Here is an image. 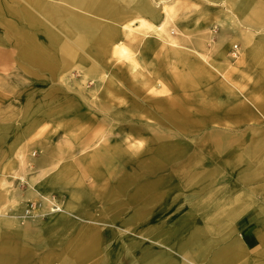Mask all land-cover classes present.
Listing matches in <instances>:
<instances>
[{
	"label": "rangeland",
	"instance_id": "374dc122",
	"mask_svg": "<svg viewBox=\"0 0 264 264\" xmlns=\"http://www.w3.org/2000/svg\"><path fill=\"white\" fill-rule=\"evenodd\" d=\"M41 1L61 4L83 13L79 11L81 9L61 0ZM146 1L154 7L155 0ZM184 1L188 9L183 10L182 14L185 13L188 20L180 26H184L188 33L195 34L193 38L196 40L184 41L185 45H189L187 51L194 55L190 65L191 70H196L194 73L187 74L183 70L182 76L174 74L169 68L165 47L157 33L134 23L135 30L131 36L124 33L126 30L119 31L123 45L133 52L130 57L111 55L97 62L90 58L105 73L104 79L90 74L84 76L79 67L73 66L64 72L65 77L61 80L60 71L49 72L27 62L19 54L14 37L1 23L2 17L12 15L5 5L16 4L21 8L27 0L0 6V178L10 182L6 196L10 202L0 208L1 246L6 244L22 248L24 242L31 241L33 247L48 233L51 222L55 221L54 217L62 214V210H54L55 215L51 217V208H47V205H53L49 199L55 198L61 204V209H64L67 198L57 187L46 185L50 172L46 174L42 164L49 163L51 159L60 157L61 165L75 161L81 165L89 156L88 152H96L103 139L114 144L115 148L111 150L113 160L109 165L106 155H98L94 166L86 169L85 172L89 173L82 176L81 184L88 196L84 195L72 216L66 215L70 229L77 225L92 226L91 220L97 213L104 215L110 203H113V214L123 213L122 195L114 197L111 190L124 175L129 177L131 191L137 187L135 181L139 177L135 178L133 173L138 161L142 160V166L137 169L142 181L153 182L156 177H170L172 167L179 168L176 172L183 177L187 156H192L193 151L198 156L196 147L202 138L195 136L197 132L206 128L242 127V117L228 112L232 108V100H227L224 95L241 97L240 93H243L248 99L246 95L250 94V89L246 88L249 86L246 82H251L253 76L256 78L257 72L239 73L238 81L242 79L243 84L236 85V81L225 82L217 69L210 68V73L203 71L206 64L202 56L213 63V43L232 28L226 19L229 16L227 1ZM19 16L18 13L13 23L20 30H26L25 20L20 21ZM197 16L199 19L195 21ZM91 17L118 29V25L112 21L95 15ZM142 17L149 21L145 15ZM176 32L177 28H171V33ZM36 34L40 42L49 46L43 33ZM256 38L264 41V26ZM233 43L241 47L240 41L233 40L230 46ZM199 45H205L203 50ZM230 46L226 50V57L235 62L240 55L231 58L228 54ZM139 55L141 57L138 60L142 62L149 79L146 85L137 81L130 68V61ZM208 78L215 79L218 87L204 88L203 81ZM232 104L240 103L233 101ZM188 133L192 135L187 136ZM20 150L26 152L25 169L21 172L16 157ZM131 160L135 162L129 163ZM80 165L76 171L82 174ZM159 187L166 190L171 185ZM187 189L189 187L186 184H181L178 191L185 192ZM135 203L131 201L130 210L136 207ZM117 217L113 218L121 220V217ZM106 220L103 218V221ZM8 224L14 225L15 231H8ZM70 238V235L65 238V244H72ZM56 247L52 252H56L55 258L60 264H74L70 247ZM30 250L32 253L28 251V254L31 260L37 262L42 253L37 249ZM24 256L27 257L26 254Z\"/></svg>",
	"mask_w": 264,
	"mask_h": 264
},
{
	"label": "crops",
	"instance_id": "0c3cea01",
	"mask_svg": "<svg viewBox=\"0 0 264 264\" xmlns=\"http://www.w3.org/2000/svg\"><path fill=\"white\" fill-rule=\"evenodd\" d=\"M194 35L182 34L181 39L196 40L193 38ZM167 50L165 48V51ZM187 52L192 54L187 55L188 67L185 69V72L190 74L196 71L190 68L194 55L190 51ZM226 59L232 64L238 62V60L231 62L227 57ZM203 60L206 64L203 71L207 73L212 72L210 68L216 69L214 66L222 62L215 51L213 63ZM235 67L238 70L233 76V81L227 80L220 73L225 82L236 81V85L243 84L242 79L238 81L239 73L258 74L256 78L253 76L251 82H246L249 85L246 88L250 89V94L246 95L249 100L243 93H240L241 97L235 96L237 98L224 95L227 100L238 101L241 104L230 102L232 108L228 112L242 117V127L201 129L195 134L202 138L196 147L198 156L194 155V151L191 152L192 156H187L183 177L176 172L179 168L173 167L170 177L160 179L156 177L153 182L142 181L141 176H138V181L135 182L137 185L140 184L139 193L136 195L133 192L136 187L131 191L128 182L127 189L122 195L124 209L122 214H113L111 212L113 203H110L104 215L97 213L91 220L92 226L77 225L69 229L75 231L79 227L80 230L82 228L90 230L91 243H95L98 253L97 258H93L88 264H105V247H108L109 253L116 250L111 264H221L220 261L225 264L223 252L236 244L244 252L242 257L236 258L234 264H264V159L256 161L250 156L253 151L264 157V68L246 69L240 65ZM214 78H217L216 75ZM214 80L209 78L204 80L203 87L217 88L218 82ZM246 116H249L248 120H245ZM243 122L249 124L243 125ZM191 135L188 133L187 136ZM205 157L208 159L205 160ZM256 171L258 176H253ZM247 173H252L251 178L245 176ZM206 180L208 182L204 184ZM8 184L10 182L0 178V208H4L10 202L6 197ZM163 184H170L171 187L164 190L159 187ZM181 184H186L189 189L179 192ZM200 184H204V187H200ZM131 201L136 202L133 210L129 209ZM116 216L121 217V220H115L113 217ZM102 218L107 220H98ZM98 221L106 223L105 228L111 225L109 228L116 233L106 246L101 243L100 247L103 225L96 223ZM14 227L11 224L6 225L8 231L12 229L15 231ZM66 237L62 239V244L60 242L51 244L46 234L41 242L37 241L33 247L31 241L24 242L25 246H21L22 248L2 244L0 264H13L15 252L20 249L25 263L28 264L29 259L31 260L28 251L32 253L30 249L39 247L41 257L37 262L35 259L31 260L30 264H39L43 260L50 264H60L55 258L56 252H52V249H56V246L73 249V243L65 244ZM24 254L27 257L23 256ZM72 257L76 261V255L72 254Z\"/></svg>",
	"mask_w": 264,
	"mask_h": 264
},
{
	"label": "bare ground",
	"instance_id": "6f19581e",
	"mask_svg": "<svg viewBox=\"0 0 264 264\" xmlns=\"http://www.w3.org/2000/svg\"><path fill=\"white\" fill-rule=\"evenodd\" d=\"M12 1L17 0H4V2L0 0V6ZM61 1L81 9L77 10L83 13L61 4L44 3L41 0H27V3L22 5L21 8H18L16 4L13 6L5 5L8 6L12 15H9L8 18L2 17L1 23L12 34L16 47H19V54L27 62L49 72L51 70L60 71V74H62L60 76L61 80L65 77L64 72L73 66L79 67L84 72V76L90 74L91 76H99L104 79L105 73H102L91 62L90 58L97 62L111 55L130 57L133 52L128 46L123 45L119 31L126 30L124 33L129 37L135 30L133 27L134 23H137L138 27L145 30H154L157 33L158 38L163 43V47L168 49L166 53L169 68L174 74L178 73L176 75H184L181 72L188 67L187 55L192 56V54L187 52L189 47L184 44L185 40H182L181 38L183 37L180 35V33L188 35L184 26H180L182 22L184 23L188 20L187 15L185 13L182 14L183 10L188 9L187 3L185 4L184 0H155L154 7L149 5L146 0ZM226 1L228 5L227 11L229 12V16L226 19L232 28L224 35H220L218 40L213 43L216 46V55L222 60L221 64H216L214 67L227 80L233 81V76L238 70L235 66H244L246 69L264 68V41L256 38V35L260 33L261 28L264 26V0ZM18 13L20 15L19 20L22 22L25 20L26 30H20L13 23ZM94 15L116 23L119 30L105 21L91 17ZM143 15L149 21L142 17ZM1 16L2 12H0ZM198 19L199 16L195 18V21ZM171 28H177V32L175 34L171 33ZM28 29H31L32 32H29ZM36 32L44 34L49 46L38 40ZM233 40H238L241 43V47H238V55L240 56H238L237 64L230 63L225 57V52ZM234 45L237 44L233 43L231 46ZM199 47L202 48L201 50L204 48L202 45H199ZM140 57L141 55L130 61V68L133 69L137 81L146 85L149 79L145 73V68L142 66V62L138 60ZM202 58L205 59L203 56ZM159 81L162 84L163 81L161 82V79ZM99 146L96 152H88L89 156L85 157L86 159L81 165L77 161H75L76 164L74 162H65L61 165L62 159L60 157L56 160L51 159L49 163L42 164V168L46 170L45 173L48 174L50 172L46 185L57 187L67 197L64 202V209H61V204L55 198H48L53 207L56 206L57 210H62V214L54 217L55 221L50 224V228L52 229L46 234V238L51 240V244H57L58 242L62 244V239L70 235V239L74 245L72 253L76 255L74 264H80L81 262L88 264L90 260L92 262L93 258H97L98 252L95 243H91L90 230H85L84 228L80 230L78 227L75 231H69V220L66 218V215L69 216L71 214L70 216H72V212L79 205L80 200L84 195L88 196V193L83 190L84 187L81 184V180L82 176L89 173V171L85 172L86 169L94 166L97 156L106 155L108 165L113 160L111 150L115 148L114 144L103 139ZM260 155V153H254L253 151L250 154L256 161L264 159ZM16 157L19 161V171L24 170L26 152L20 150L16 153ZM162 157L164 158L165 156ZM204 159L207 160L208 157ZM134 162L133 160L129 161V163ZM135 164H138V166H135L133 173V176L136 177L141 175L137 169L142 166V160ZM79 165L84 174L76 171L79 169ZM257 172L253 176H258ZM245 176L251 178L252 173H247ZM207 182L208 180L204 184ZM127 184L128 179L124 175L121 181L111 190L112 196L123 195L127 189ZM204 184H200V187H204ZM139 187L140 184L133 191L136 195L139 193ZM52 206L47 205V208H51V213H49L51 217L55 215L53 212L56 210ZM98 220L102 221L103 218ZM96 223L103 225L101 228L103 233L100 234V247L101 243H103V246H106V243L111 241L116 233H114L111 227L109 228L111 225L105 228L106 223L99 221ZM236 245L223 252L222 258L224 256L225 264H234L237 257H242L244 250L237 247L239 245ZM37 250H41L40 247ZM21 253L22 251L15 252L16 258L12 260L13 264H26ZM115 253L116 250H113V253H109L108 247H105V264L112 263V256ZM220 263L223 264V261H220ZM39 264L50 263L43 260Z\"/></svg>",
	"mask_w": 264,
	"mask_h": 264
},
{
	"label": "built area",
	"instance_id": "2783aa9c",
	"mask_svg": "<svg viewBox=\"0 0 264 264\" xmlns=\"http://www.w3.org/2000/svg\"><path fill=\"white\" fill-rule=\"evenodd\" d=\"M238 45V44H237ZM237 45H234V46H231L230 47V50H229V55L232 57V58H236L238 56V47ZM57 210V207L55 206V208ZM55 210V211H56Z\"/></svg>",
	"mask_w": 264,
	"mask_h": 264
}]
</instances>
